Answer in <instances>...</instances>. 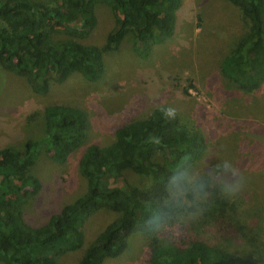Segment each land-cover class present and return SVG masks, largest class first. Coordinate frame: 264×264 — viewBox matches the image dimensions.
Here are the masks:
<instances>
[{"label": "trees", "instance_id": "16d2710c", "mask_svg": "<svg viewBox=\"0 0 264 264\" xmlns=\"http://www.w3.org/2000/svg\"><path fill=\"white\" fill-rule=\"evenodd\" d=\"M226 1L239 10L245 26L220 66L221 88L234 103L264 83V0ZM181 2L0 0V68L19 75L38 94L71 75L93 82L105 70L104 54L129 33L141 56L173 36ZM99 4H106L114 19L101 46L82 40L97 23ZM57 32L68 37L58 38ZM162 107L169 106L118 126L111 141L87 145L78 158L84 192L38 225L25 221L23 207L41 189L35 173L39 155L45 145L52 161L65 162L86 140L87 113L53 103L44 112L42 138L0 147V264H62L68 253L79 255L75 264H103L121 256L135 233L147 239L146 264H235L226 247L239 238L258 252L264 246V208L210 192L199 216L177 218L167 181L177 169L193 165L206 144L199 129L177 112L167 118ZM101 211L113 216L90 235L88 221ZM206 229L214 235L205 236Z\"/></svg>", "mask_w": 264, "mask_h": 264}, {"label": "rangeland", "instance_id": "374dc122", "mask_svg": "<svg viewBox=\"0 0 264 264\" xmlns=\"http://www.w3.org/2000/svg\"><path fill=\"white\" fill-rule=\"evenodd\" d=\"M95 14L97 23L82 40L101 46L113 24V13L106 4H99ZM176 21L174 35L154 45L147 56L139 55L132 34L126 35L116 50L104 54L105 70L93 82L71 75L63 83L52 84L47 93L38 94L19 75L0 68V147H20L29 138H42L44 112L53 103L75 105L87 113L86 140L65 162L52 161L44 153V145L35 166L41 189L28 196L23 207L27 223H43L84 192L78 158L87 145L111 141L118 126L163 105L175 108L183 122L199 129L204 138L201 155L186 169L214 178L215 163L228 159L243 177L236 197L245 206L264 208V83L255 94L242 93L241 101L234 98L237 104L220 84L221 62L244 31L239 10L226 0H182ZM55 36L68 37L60 32ZM111 216L109 211H101L89 220L90 235ZM262 224L264 234V220ZM180 225L173 227L179 229ZM203 233L214 235L207 229ZM227 244L235 264H264V246L257 252L242 238ZM78 257L68 253L61 262L75 264ZM147 258V239L135 233L121 256L103 264H146Z\"/></svg>", "mask_w": 264, "mask_h": 264}, {"label": "clouds", "instance_id": "9594fccd", "mask_svg": "<svg viewBox=\"0 0 264 264\" xmlns=\"http://www.w3.org/2000/svg\"><path fill=\"white\" fill-rule=\"evenodd\" d=\"M167 118H175L176 109L162 107ZM217 176L190 173L183 166L176 170L167 181L169 199L177 205V218H196L205 208L210 192L221 197L235 198L243 187L240 170L228 159L215 163Z\"/></svg>", "mask_w": 264, "mask_h": 264}]
</instances>
